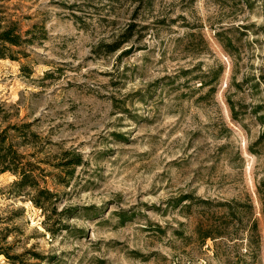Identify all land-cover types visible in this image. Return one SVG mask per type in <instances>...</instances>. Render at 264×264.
Returning <instances> with one entry per match:
<instances>
[{
  "label": "rangeland",
  "instance_id": "rangeland-1",
  "mask_svg": "<svg viewBox=\"0 0 264 264\" xmlns=\"http://www.w3.org/2000/svg\"><path fill=\"white\" fill-rule=\"evenodd\" d=\"M15 25L46 39L0 60V130L31 124L20 151L56 194L46 213L0 175V243L19 264H264V150L248 149L264 0H0ZM65 151L83 158L70 180L55 176Z\"/></svg>",
  "mask_w": 264,
  "mask_h": 264
},
{
  "label": "trees",
  "instance_id": "trees-1",
  "mask_svg": "<svg viewBox=\"0 0 264 264\" xmlns=\"http://www.w3.org/2000/svg\"><path fill=\"white\" fill-rule=\"evenodd\" d=\"M243 1L248 3L249 0ZM36 27L37 26L34 25V28ZM33 32V30H28L26 35L23 36L16 25L6 28L0 26V60L9 59L12 61H19L22 58L29 57L26 48L34 46L39 40L46 39L45 34L42 36H34ZM218 35L221 34L219 33ZM225 45L230 49L233 44L230 41L227 44L225 43ZM262 79L264 81V76H262ZM245 84L250 85V81L237 84V88L243 89ZM252 85L251 89L260 87L259 82ZM215 91V87L210 90V92ZM228 104L233 119L237 120L240 112L236 110V103L229 98ZM251 114L256 116V120L263 129L258 139L251 143L248 148L251 154L258 156L261 155L264 150V101L252 107ZM0 117L2 123L5 124L6 120H4L2 116ZM19 138H22L23 142H16L15 139ZM38 139L39 135L31 130V124L7 125L0 130V175L10 173L15 177V180L9 186V193L13 198H29V201L35 205V207L48 213V211H53L51 210V207L56 194L41 186V183H46L45 170L38 165V163H41L43 160L37 159L36 153L28 154L20 151L21 147H31L32 145H35ZM82 165L83 158L80 155L65 151L62 160L55 165V168L59 171L55 176L61 178L62 175L65 174L70 180L74 176L76 168ZM62 181L63 182L61 183H65V185L69 183L67 178ZM257 194L262 206L261 213L264 216V180H262L257 186ZM192 199L191 196H187L183 202ZM181 201L182 200H179L177 203H180ZM92 209L94 208H87V210ZM122 219L125 221L126 216L123 215ZM253 231L256 233L258 232L256 222L253 224ZM6 239L7 238L4 237L2 242ZM203 239L207 240L215 238H213V235L207 234ZM27 253L32 254L35 259H43L39 254L34 252ZM1 256L12 261L13 264H19L21 263L23 255L13 253V247L3 246V244L0 243V257Z\"/></svg>",
  "mask_w": 264,
  "mask_h": 264
}]
</instances>
